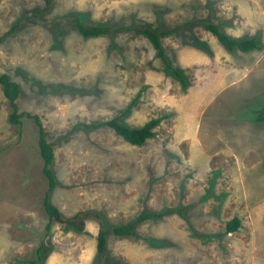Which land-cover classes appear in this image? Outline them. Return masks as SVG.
I'll use <instances>...</instances> for the list:
<instances>
[{
  "label": "rangeland",
  "instance_id": "1",
  "mask_svg": "<svg viewBox=\"0 0 264 264\" xmlns=\"http://www.w3.org/2000/svg\"><path fill=\"white\" fill-rule=\"evenodd\" d=\"M111 28L216 23L260 50L227 52L197 26L162 39L169 66L134 32L84 38L76 18ZM0 75L21 89L19 112L41 118L54 145L63 219L91 211L122 224L144 208H182L138 237L109 238L122 264H264V0H0ZM211 54L197 49L193 37ZM0 86V264H96L100 223L53 222L42 202L38 127ZM167 116L141 146L109 126ZM239 217L236 233L221 235ZM220 234L221 236H211Z\"/></svg>",
  "mask_w": 264,
  "mask_h": 264
},
{
  "label": "trees",
  "instance_id": "2",
  "mask_svg": "<svg viewBox=\"0 0 264 264\" xmlns=\"http://www.w3.org/2000/svg\"><path fill=\"white\" fill-rule=\"evenodd\" d=\"M76 25L78 31L84 38H95L100 36H111L119 34L120 32H134L138 36L146 37L153 49L156 51V55L162 59V61L169 66V60L164 54V48L162 45V39L166 38L172 34L177 32L188 30L192 31L194 27L200 26L205 31L209 32L213 35L218 42L223 46V49L227 52L234 53L235 51L248 53L252 50H260L256 38H236L229 35L226 31H224L221 26L216 23L205 21V20H195L189 23H185L182 25H178L175 28H162L156 29L152 27H124V28H111L107 25H87L85 24L79 17L76 18ZM17 25H14L10 28V30L2 36L0 39L2 40L5 36L11 34ZM194 47L197 49L203 50L209 54L210 51L208 47L202 43L200 40L198 41L197 37H193ZM0 86L4 93V96L9 101L10 106L12 108V113L10 115V121L14 125H21V118L27 116L32 118L37 127H38V146L40 151V156L42 158L43 167L42 174L47 179L48 189L45 193L44 200L42 205L44 206L45 212L49 217V223L47 224V231L51 229V225L53 222H58L61 224H68L71 221H76L80 217L85 216H93L100 223V227L97 235V243H96V264H122L117 259L113 258L109 251V238L110 237H121V238H137L139 228L148 221L160 220L167 216H171L173 214H178L184 219H186L184 210L182 208H167L158 211H152L148 208H144L141 213H139L135 218L128 221L127 223L122 224H111L109 226L105 225L103 222V215L95 212L92 213L88 211L86 213L75 215L71 219H63L59 209L51 203V195L55 191V189L60 185L56 175L53 170V164L55 161V149L54 145L48 141V135L44 128V125L41 121V118L36 115L24 114L19 112L18 99L20 98L22 92L20 86L14 82L10 75L3 73L0 75ZM259 117L258 121L261 123L264 122V106L262 105L261 110L258 112ZM167 116H162L158 118H153L148 121L141 128H130L124 125L121 122L120 117H115L106 122H100L94 125H86L89 128H100L103 126H109L112 128L119 136H121L127 143L141 147L143 146L147 140L152 139L156 136L155 129L160 126V124L165 120ZM242 226V220L239 217H234L229 220L225 226L224 233H220L221 235H229L232 233H236L240 230ZM220 234H215L211 236H221Z\"/></svg>",
  "mask_w": 264,
  "mask_h": 264
}]
</instances>
